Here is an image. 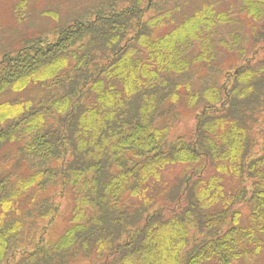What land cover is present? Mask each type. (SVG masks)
I'll list each match as a JSON object with an SVG mask.
<instances>
[{
  "label": "trees",
  "instance_id": "16d2710c",
  "mask_svg": "<svg viewBox=\"0 0 264 264\" xmlns=\"http://www.w3.org/2000/svg\"><path fill=\"white\" fill-rule=\"evenodd\" d=\"M47 38L0 57V99L47 92L0 101V264L264 253V0H104Z\"/></svg>",
  "mask_w": 264,
  "mask_h": 264
},
{
  "label": "rangeland",
  "instance_id": "374dc122",
  "mask_svg": "<svg viewBox=\"0 0 264 264\" xmlns=\"http://www.w3.org/2000/svg\"><path fill=\"white\" fill-rule=\"evenodd\" d=\"M100 1L104 0H0V57L5 53L16 51L21 48L26 41L35 37L45 36L53 40L54 31L57 30V28L73 21L76 17L83 14L90 6ZM218 1H222L223 3L226 0H214V2ZM191 7H195V3L188 2L189 11ZM185 8V5L182 6V11H184ZM238 10L239 6L237 9H234L235 12H238ZM243 27H245L244 22L239 26L234 24L232 30L229 32L236 31L235 33H237V30H242L244 37H247ZM243 35H241L242 42L244 41ZM237 50L238 47L234 50V56L238 55L237 52L235 53ZM226 56L227 55H223V53L221 55L225 60L224 65L230 64L228 62H236L237 58H227ZM199 76L200 77L196 80V84L197 86H202L203 83L209 82V77L211 75L199 74ZM43 87L44 86L31 85L22 93L11 92L6 94L0 101L36 104L47 95V92H45L46 88ZM169 109L174 110L172 108ZM171 119L172 118H169V123L173 125L172 134L175 136L190 134L195 127V118L193 114L185 110L182 111L181 117L176 120ZM12 151L13 148H5L0 151V158L9 155ZM4 162L5 161L2 159L1 165H3ZM12 165L13 164H10V166ZM5 167L6 164L0 167L2 168L1 170H4L2 172L9 171V168ZM235 185V183L231 184V188ZM250 264H264V253L259 255Z\"/></svg>",
  "mask_w": 264,
  "mask_h": 264
}]
</instances>
